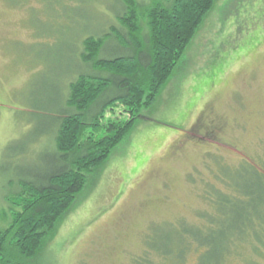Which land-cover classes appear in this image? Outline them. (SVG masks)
<instances>
[{
  "label": "rangeland",
  "instance_id": "obj_1",
  "mask_svg": "<svg viewBox=\"0 0 264 264\" xmlns=\"http://www.w3.org/2000/svg\"><path fill=\"white\" fill-rule=\"evenodd\" d=\"M121 8L0 0V212L17 171L53 155L45 133L86 70L82 43L120 28ZM91 180L36 264H137L154 228L182 222L212 224L226 247L237 239L225 264H264V0L217 1L172 82ZM220 196L235 202L219 210Z\"/></svg>",
  "mask_w": 264,
  "mask_h": 264
},
{
  "label": "trees",
  "instance_id": "obj_2",
  "mask_svg": "<svg viewBox=\"0 0 264 264\" xmlns=\"http://www.w3.org/2000/svg\"><path fill=\"white\" fill-rule=\"evenodd\" d=\"M118 1L120 28L112 26L82 43L86 70L68 85L65 109L45 133L54 137L53 155L41 170L17 171L13 178L8 209L0 212V264H36L46 255L91 179L172 82L218 0ZM114 44L116 53L109 51ZM232 202L220 196L216 205L220 210ZM260 219L264 224V216ZM211 225L154 228L146 241L149 251L137 264H186L197 249L203 251L198 264H225L239 241L232 237L226 247V236L222 243L213 239ZM259 230L263 234L264 225Z\"/></svg>",
  "mask_w": 264,
  "mask_h": 264
}]
</instances>
